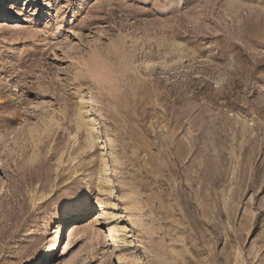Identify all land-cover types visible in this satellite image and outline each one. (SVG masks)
Returning a JSON list of instances; mask_svg holds the SVG:
<instances>
[{"label":"rangeland","instance_id":"rangeland-1","mask_svg":"<svg viewBox=\"0 0 264 264\" xmlns=\"http://www.w3.org/2000/svg\"><path fill=\"white\" fill-rule=\"evenodd\" d=\"M0 264H264V0H0Z\"/></svg>","mask_w":264,"mask_h":264},{"label":"bare ground","instance_id":"bare-ground-1","mask_svg":"<svg viewBox=\"0 0 264 264\" xmlns=\"http://www.w3.org/2000/svg\"><path fill=\"white\" fill-rule=\"evenodd\" d=\"M92 121V123H93V119H91ZM91 129H93V128H91ZM96 131V130H95ZM101 172H103L102 173V175L104 174V179L105 180H109V178H108V176H107V172H108V163H107V161L105 160V159H103V166H102V169H101ZM90 206V201H89V199L88 198H80V199H78V200H76L74 203H72V204H66V205H62L59 209H58V214H65V215H68V216H70V215H74V214H81V213H83L88 207ZM51 214V213H50ZM59 227H60V225H59ZM60 234H61V232L59 231L58 233H57V236H60ZM58 242V238H57V240H56V243ZM52 251V250H51ZM51 251H49V252H47L45 255H41V258L44 260V258L46 257V256H52L53 255V253H54V251L53 252H51ZM41 260H39V262H40ZM38 261H37V263H39Z\"/></svg>","mask_w":264,"mask_h":264}]
</instances>
